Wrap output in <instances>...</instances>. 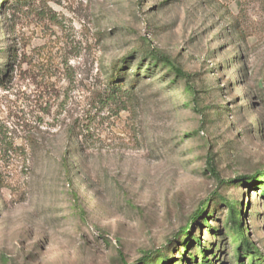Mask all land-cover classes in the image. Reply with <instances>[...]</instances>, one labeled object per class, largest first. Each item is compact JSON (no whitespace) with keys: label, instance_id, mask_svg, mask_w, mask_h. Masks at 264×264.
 <instances>
[{"label":"rangeland","instance_id":"374dc122","mask_svg":"<svg viewBox=\"0 0 264 264\" xmlns=\"http://www.w3.org/2000/svg\"><path fill=\"white\" fill-rule=\"evenodd\" d=\"M6 3L0 264H238L226 202L264 256V0Z\"/></svg>","mask_w":264,"mask_h":264},{"label":"trees","instance_id":"16d2710c","mask_svg":"<svg viewBox=\"0 0 264 264\" xmlns=\"http://www.w3.org/2000/svg\"><path fill=\"white\" fill-rule=\"evenodd\" d=\"M6 3V0H3ZM15 4L11 5H26L32 3L34 0H12ZM8 4V1L7 3ZM10 5V4H9ZM5 59L11 61L12 58V50L9 47L8 50L5 51ZM135 53H130L127 56L123 57L121 60L115 61L112 64L111 71L107 74L106 78V89L108 93V97L110 98H118L122 95L129 96L130 90L134 89L137 84H139V79L141 77V67L137 65L134 69L132 79L130 82L126 83L124 79H127L126 67L128 66V59L132 58ZM152 58L157 61H161V63H165L170 66L171 73L179 79L184 80L186 86V92L192 94L194 99L196 97L197 91L195 87L191 84V75L182 71L179 67L175 66L174 63L170 62V60L164 57L159 52L155 51L154 49L148 53ZM220 111V110H219ZM208 163L209 170L213 174L214 177L219 179L218 171L215 167V164L212 160H209ZM264 180V175L261 177ZM259 180L255 177L250 180L247 185L252 186L257 183ZM264 196V195H263ZM226 202L229 215L227 219L226 226L229 228L230 236L232 237L233 241L236 243L235 247V254H236V262L238 264H244V257H250V264H264V256L259 252L258 248L250 242L245 234V227L243 225L244 216L242 215V210L238 202ZM204 216V209L199 210V212L193 216L192 222H196L201 217ZM185 229V231H187ZM196 245L201 244L199 238H195ZM202 263L201 264H212L209 261L208 257L206 256L207 250L202 248L200 250ZM145 264H152L151 260H145Z\"/></svg>","mask_w":264,"mask_h":264}]
</instances>
